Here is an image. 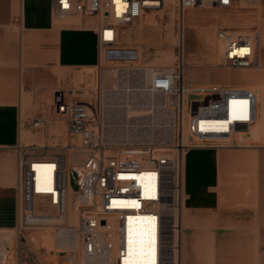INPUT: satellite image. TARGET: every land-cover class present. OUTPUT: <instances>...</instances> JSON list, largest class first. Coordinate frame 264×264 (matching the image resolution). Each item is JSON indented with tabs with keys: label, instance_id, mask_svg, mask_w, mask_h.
<instances>
[{
	"label": "built area",
	"instance_id": "built-area-1",
	"mask_svg": "<svg viewBox=\"0 0 264 264\" xmlns=\"http://www.w3.org/2000/svg\"><path fill=\"white\" fill-rule=\"evenodd\" d=\"M259 1L176 0V6L182 16L194 7L231 8ZM50 2L60 19L84 15L98 20L100 64L90 101L76 100L70 87L54 95L56 115L67 126L65 144L41 146L37 152L18 146L20 215L14 229L51 225L57 231H76L80 264H180L182 156L192 147L233 145L258 120V94L243 85L184 82L179 46L172 69L147 75L146 66L114 64L108 67L114 86L103 84L101 62L113 60L108 54L118 52L121 28L160 6L146 0ZM217 35L222 43L218 66L258 65V28L220 29ZM116 92L119 100L112 104ZM113 105L128 114L114 117ZM47 122L44 116L32 119L34 127ZM72 172L79 180L75 228L66 221ZM41 201L51 208L48 216L40 215ZM131 229L143 231L142 259L137 262L125 251Z\"/></svg>",
	"mask_w": 264,
	"mask_h": 264
},
{
	"label": "crops",
	"instance_id": "crops-1",
	"mask_svg": "<svg viewBox=\"0 0 264 264\" xmlns=\"http://www.w3.org/2000/svg\"><path fill=\"white\" fill-rule=\"evenodd\" d=\"M75 17L71 23L58 22L62 19L54 15L50 0H0V230L13 229L19 222L18 146L37 152L41 146L65 144L66 122L56 115L53 102L57 92L70 87L76 100H91L87 79L78 87L73 81L84 69L100 64L98 20ZM142 23L156 25L145 16L129 26ZM130 36L129 29L121 28L112 62L139 64L143 49L128 44L125 38ZM186 67L184 82L190 84H230L236 79L232 73L191 74ZM153 68H146L147 75L157 71ZM100 78L103 84H115L109 68ZM259 92V121L252 133L240 134L231 146L192 147L182 156L180 264H264L263 87ZM38 116L48 122L34 127L32 119ZM70 200L68 187V223L77 220L78 210L73 206L71 215ZM61 229L70 236L63 246L78 247L77 232Z\"/></svg>",
	"mask_w": 264,
	"mask_h": 264
},
{
	"label": "rangeland",
	"instance_id": "rangeland-1",
	"mask_svg": "<svg viewBox=\"0 0 264 264\" xmlns=\"http://www.w3.org/2000/svg\"><path fill=\"white\" fill-rule=\"evenodd\" d=\"M177 2L174 0L170 7H164V2L159 8L147 10L141 17V21L144 20L146 13L155 14V18L158 23L156 25L145 26L142 25H133L124 27L130 30L131 36L125 38L128 44H136L137 46L142 47V58L138 63L134 65H142L147 67H155L153 69L159 70L163 68L173 67L174 62L178 58L177 47L179 44L178 37L180 35V16L178 15V9L176 6ZM194 11V15L193 12ZM210 10V11H209ZM218 11L219 13L228 16L231 21L229 26L222 24L220 18L215 19L208 12ZM174 14V24L172 33L169 32L167 28V23L170 21V12ZM186 12L185 19L188 24V27L185 31V50H186V61H183L186 67V72L191 74L210 72L212 75L218 73H232L236 76V79H233L230 84H237L239 82H245L247 86L251 87L255 91L261 90V85H264V0H260L257 3L248 4V3H238L231 8H219V7H194L184 10ZM200 12H207L201 14ZM223 12V13H222ZM238 12V13H237ZM196 13V14H195ZM225 13V14H224ZM209 14V15H208ZM233 14V15H232ZM206 15V16H205ZM81 15H77L80 17ZM230 16V17H229ZM238 17V18H237ZM75 16H69L62 20H57L61 23H71L75 20ZM196 18V19H195ZM200 18V19H198ZM235 19V20H234ZM204 25V27H211L214 24V29L211 34L214 35L216 41L219 40L217 36V31L220 29H226L229 31L240 30V31H249L253 28H258L262 34V42L258 45L259 51L257 54V63L258 65L249 67V68H225L220 67L217 63L220 61L212 55L214 50V43L209 35V29L204 28V30H196L191 28L190 24L192 21ZM160 21V22H159ZM179 28V29H178ZM135 32V33H134ZM197 34V35H196ZM128 35V34H127ZM125 35V37L127 36ZM178 36V37H177ZM222 45V44H221ZM181 51V46H179ZM105 53V52H104ZM103 53V54H104ZM222 53V50H221ZM109 58H116L117 53L108 54ZM221 58V54H220ZM218 61V62H217ZM114 64H121L118 62L112 61H102L100 67V77L101 72L104 68L110 67ZM261 64V66H259ZM242 69H251V70H242ZM243 72L254 74L259 76L257 82L258 85H254L255 80L247 81L242 78L241 75ZM109 73H111L109 68ZM96 74L97 68L93 69H84L83 74L80 75L78 80H74L73 84L75 87L80 81L87 79L86 87L90 89V92L95 90L96 86ZM189 77V76H188ZM199 77V74L196 75ZM218 78V77H217ZM243 79V80H241ZM101 80V78H100ZM212 82L220 83L218 80ZM102 83V82H101ZM227 84L226 82H224ZM252 84V85H251ZM255 86V87H254ZM92 97V95L90 96ZM114 115L120 116L119 112H116ZM254 127L250 128V133ZM241 136V135H239ZM244 141V140H242ZM189 142V141H188ZM78 177L75 173H71V180L69 184L71 192L70 200V212L73 216V206L79 209L78 202L76 200V195L78 191ZM44 201L38 203L40 209H47L48 205L43 204ZM51 209V208H50ZM70 226L77 225V220H71L69 223ZM61 230H65L64 228ZM67 231V230H66ZM3 232V233H1ZM11 233V234H10ZM0 247L5 248L4 260L0 261V264H80L79 259V247L76 248H66L64 242L70 239V236L67 234L60 233L54 226L51 225H38L23 228L20 232L16 229H6L0 230ZM5 234V235H4ZM6 234H9L6 236ZM11 236V237H10ZM10 237V238H9ZM4 241H3V239ZM79 238V236H78ZM9 240V241H6ZM132 245L136 246L137 241L132 240ZM80 242V240H79ZM4 245H2V244Z\"/></svg>",
	"mask_w": 264,
	"mask_h": 264
},
{
	"label": "bare ground",
	"instance_id": "bare-ground-1",
	"mask_svg": "<svg viewBox=\"0 0 264 264\" xmlns=\"http://www.w3.org/2000/svg\"><path fill=\"white\" fill-rule=\"evenodd\" d=\"M147 1V3L148 4H150V5H159V6H161V3L159 2V0H146ZM174 0H163V2H164V7H170L171 5H172V2H173ZM196 8V7H195ZM191 11L193 12V15H194V11L195 10H192L191 9ZM210 11V10H209ZM201 14H203V13H207V12H200ZM209 14H211L212 16H213V18H215V19H218V18H220V20H221V22H222V24H224V25H226V26H229L230 24H231V21H230V19L228 18V16H225V15H223V14H221V13H219L218 11H211V12H208ZM223 13V12H222ZM238 13V12H237ZM147 15L146 16H149V19L151 20V22L153 23H157V24H159L158 23V21H157V19L155 18V14H151V13H146ZM196 14V13H195ZM208 14V15H209ZM225 14V13H224ZM185 15H186V13L185 12H183V14H182V16H180V35H179V37H178V43L177 44H179L178 46H181V51H180V55H181V58H182V61H186L187 59H186V50H185V31H186V29H187V27H188V24H187V22H186V19H185ZM233 15V14H232ZM206 16V15H205ZM170 21L167 23V28L169 29V32L170 33H172V31H173V24H174V14H173V12L171 11L170 12ZM230 17V16H229ZM238 18V17H237ZM196 19V18H195ZM198 19H200V18H198ZM235 20V19H234ZM160 22V21H159ZM190 27L191 28H195L196 30H204V28H208L209 29V35H210V38L212 39V41H213V43H214V50H213V52H212V55L216 58V60H218L219 61V59L221 60V58H220V54H221V50H222V43H221V41H220V39L218 40V41H216L215 39H214V35L213 34H211V32H213V29H214V24L213 25H211V27L209 28V27H204V25H201L200 23H197V22H195L194 20L192 21V23L190 24ZM236 31V30H235ZM238 31H240V30H238ZM260 33V32H259ZM215 34H217V33H215ZM197 35V34H196ZM218 36V35H217ZM259 42L261 43L262 42V34L261 35H259ZM260 45V44H259ZM217 61V62H218ZM183 64H184V62H183ZM260 66V65H259ZM185 64H184V68H183V80H184V71H185ZM173 67H168V68H163V69H159V70H167V69H172ZM242 70H245V69H242ZM158 71V70H157ZM146 74H147V72H146ZM241 76H242V78H244L245 80H247V81H250V80H255V83H254V85H258L259 83L257 82V80H259V76H256V75H254V74H250V73H247V72H243L242 74H241ZM236 85H242V84H236ZM252 85V84H251ZM261 87H263V89H264V85H261V84H259ZM258 85V86H259ZM243 86H247V85H243ZM249 87V86H248ZM255 87V86H254ZM251 88V87H250ZM255 90H256V88H255ZM257 92V94H258V101H259V96H260V92L259 91H256ZM119 94H118V92H116V93H114V94H112L111 95V99H112V104L114 103H116V102H118V100H119ZM113 107H114V111H113V116L114 117H116V115H114L116 112H122L121 114H128V112H126V109H123V108H120L121 106H114L113 105ZM260 109H261V107H260V104H259V107H258V120H257V122L259 121V113H260ZM263 110V109H262ZM261 115V114H260ZM257 122H256V124H257ZM255 124V125H256ZM254 125V126H255ZM253 126V127H254ZM254 129V128H253ZM38 188H40V187H38ZM49 188V187H48ZM40 210H42V211H44L43 213L41 212L40 213V215L41 216H48V214H49V212H50V207L48 206V208L47 209H40ZM67 210H68V191H67ZM68 217V216H67ZM66 217V221H67V223H68V218ZM69 224V223H68ZM1 233H3V232H1ZM11 234V233H10ZM0 235H2V234H0ZM5 235V234H4ZM7 235H9V234H6V236ZM3 236V235H2ZM11 237V236H10ZM9 237V238H10ZM130 238H132V240H136L137 241V243H136V246L134 245V247H133V245H132V242L130 241ZM3 239V238H2ZM3 241H4V239H3ZM6 241H9V240H6ZM0 242H1V240H0ZM5 242V241H4ZM2 244V243H1ZM2 245H4V244H2ZM143 247H144V239H143V231H142V229L141 230H138V229H131L129 232H128V234H127V237H126V249H125V251H126V256L128 257V259H130L131 261H141V259H142V252H143ZM6 250H5V248L4 247H0V261H3L4 260V252H5Z\"/></svg>",
	"mask_w": 264,
	"mask_h": 264
}]
</instances>
